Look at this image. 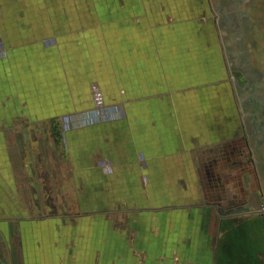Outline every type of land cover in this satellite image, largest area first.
<instances>
[{
	"label": "crops",
	"instance_id": "crops-1",
	"mask_svg": "<svg viewBox=\"0 0 264 264\" xmlns=\"http://www.w3.org/2000/svg\"><path fill=\"white\" fill-rule=\"evenodd\" d=\"M231 85L211 0H0V264H243Z\"/></svg>",
	"mask_w": 264,
	"mask_h": 264
},
{
	"label": "rangeland",
	"instance_id": "rangeland-1",
	"mask_svg": "<svg viewBox=\"0 0 264 264\" xmlns=\"http://www.w3.org/2000/svg\"><path fill=\"white\" fill-rule=\"evenodd\" d=\"M254 1L255 0H211L212 23L216 24L219 28L220 39L226 47L228 74L232 84V91H227V103H234L239 99L237 103H243L246 110V112L244 111L246 113L244 120L246 119L250 122H254V119H260L264 128V95L258 98L257 96H253L255 94L254 85L256 81L263 83L264 86V54L262 58L263 62L261 61L262 63L257 66L261 71L256 74L257 70H254V56H252L251 52L254 48L255 34H257L255 29H258L257 32L259 33L264 28V11H262L261 15L252 13L251 10L254 8ZM260 3L264 6V0H260ZM215 6L218 8L219 12L215 10ZM260 34L258 39L264 42ZM241 48L243 49V56L240 55ZM234 92L237 96H235ZM254 104H259L258 108L260 109V114L257 112L258 108L255 107ZM261 148H264V145ZM261 152L262 151L259 150V153ZM260 158H262L261 160L264 165V154L260 156ZM247 162H250V160L248 159ZM249 168H251L250 165L247 167V170H249ZM258 172V179H260L261 182L263 173L260 171ZM252 173L253 172L250 171L247 173L248 175H244V182L248 189L244 192L243 200L250 199L251 195H257L256 197L259 202L257 203V208H264V195H262L260 191L261 187H253L252 190ZM243 209L245 210V207H243ZM249 210L252 211L253 209L249 208ZM257 224V230H253V227H251V229L243 231V264H259L262 261L256 249L257 247L261 249V245L263 244L262 242L260 245V241H263L262 237L264 236V231L262 232L261 230L262 226L264 229V223L262 222L261 226L260 222ZM251 233L252 239H255V233L258 235V242L256 244H251L250 242ZM248 240L250 245L248 244ZM227 250L229 251V247H227Z\"/></svg>",
	"mask_w": 264,
	"mask_h": 264
},
{
	"label": "flooded vegetation",
	"instance_id": "flooded-vegetation-1",
	"mask_svg": "<svg viewBox=\"0 0 264 264\" xmlns=\"http://www.w3.org/2000/svg\"><path fill=\"white\" fill-rule=\"evenodd\" d=\"M262 11H264V6L261 5L260 0H255L254 1V8L251 10V12L254 13V14L256 13L257 15H261ZM255 31H256L257 34H255V40H254V46H253L254 48L252 49L251 52H252V56H254L253 58H254V63L255 64L254 63L253 64L255 66L254 70H257L256 71V74H257V73H259L261 71V70H259L257 68V66H258V64L263 62L262 58H263V54H264V46H263L264 42L263 41H259L258 36L261 33L260 34V36L262 35L261 39L262 38L264 39V28L259 33L257 32L258 29H255ZM240 55L243 56V49L242 48L240 49ZM241 58H243V57H241ZM253 73H255V72H253ZM254 91H255V94L253 96H257V98L260 97V96H263L264 95L263 83H260L259 81H256V83L254 85ZM242 105L245 108L243 103H242ZM254 106L258 108L259 104H257V105L254 104ZM263 106H264V104H263ZM259 110L260 109L258 108L257 112L260 114ZM263 110H264V108H263ZM253 123H255V126L253 127V147L255 149V153L254 154H255L256 167H257V171H260L261 173H263L262 177H261V182H260V179H258L259 180L258 181V185H259L258 188L261 187L260 191H261L262 195H264V165H263L262 160H261L262 158H260V156H262L264 154V148H261L264 145V128L262 126V123H261L260 119H254ZM259 150H261L262 152L259 153ZM245 154H246L245 153V148L242 147L240 149V155H242L243 158H244ZM243 164H246V163H243ZM243 195L244 194H242V197H241L242 199L240 198L239 201H244L243 200V198H244ZM229 200H231V199H228V202H229ZM243 204H245V203H243ZM243 206L244 205H242L241 207L236 208L235 210H237V212H242V213L251 212V213H253L254 215L257 216L255 218L256 222H255V225L253 227V230L256 229V227L258 225L257 223L260 222V226H261L262 222L264 223V208H257V209L255 208L252 211H250V210L242 209ZM261 230H262V232L264 231L263 226H262ZM257 233H255V239H252V243H254V244H256L258 242ZM262 238H263V241L260 239L261 240L260 241V245L263 242V244L261 245L262 246L261 249H258L259 247H257V249H256L257 254L259 255L260 259H262L261 263H259V264H264V236Z\"/></svg>",
	"mask_w": 264,
	"mask_h": 264
},
{
	"label": "built area",
	"instance_id": "built-area-1",
	"mask_svg": "<svg viewBox=\"0 0 264 264\" xmlns=\"http://www.w3.org/2000/svg\"><path fill=\"white\" fill-rule=\"evenodd\" d=\"M93 99H94V115L95 117H101L105 115L106 105L104 100V94L98 85L92 87Z\"/></svg>",
	"mask_w": 264,
	"mask_h": 264
},
{
	"label": "trees",
	"instance_id": "trees-1",
	"mask_svg": "<svg viewBox=\"0 0 264 264\" xmlns=\"http://www.w3.org/2000/svg\"><path fill=\"white\" fill-rule=\"evenodd\" d=\"M214 8H215V10H216L217 12H219V11H218V8H217L216 6H215Z\"/></svg>",
	"mask_w": 264,
	"mask_h": 264
},
{
	"label": "water",
	"instance_id": "water-1",
	"mask_svg": "<svg viewBox=\"0 0 264 264\" xmlns=\"http://www.w3.org/2000/svg\"><path fill=\"white\" fill-rule=\"evenodd\" d=\"M245 210H249V208L248 207H245Z\"/></svg>",
	"mask_w": 264,
	"mask_h": 264
}]
</instances>
